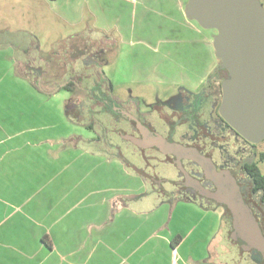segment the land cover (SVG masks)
I'll return each instance as SVG.
<instances>
[{
    "label": "crops",
    "instance_id": "0c3cea01",
    "mask_svg": "<svg viewBox=\"0 0 264 264\" xmlns=\"http://www.w3.org/2000/svg\"><path fill=\"white\" fill-rule=\"evenodd\" d=\"M29 2L36 9L46 6L54 18L76 31L56 41L51 59L59 65L76 49L71 48L72 39H104L97 42L110 51L118 39L124 43L136 32H144L155 15L160 22L165 19L163 23L179 26L188 37L180 42L196 43L197 49L182 50L177 57L166 51L158 60L143 62L133 79L195 88L215 67L214 50L199 41L203 39L197 29L182 23L186 0ZM76 27L80 30L72 29ZM36 33L27 34L36 39ZM13 41L0 47V264H217L215 257L221 250L209 252L216 235L222 231L223 240L232 243L231 221L226 220L224 208L175 189L169 195L155 191L146 169H136L116 155L121 151L118 139L135 149H147V144L129 130H114L115 125L108 130L100 123L98 136L88 132L93 123L78 120L85 112H91L94 121L99 112L114 124V114L117 119H131L125 110L119 113L109 104L114 96L108 89L114 83L98 78L92 66H88L87 84L77 79L71 91L65 87L70 77L43 84L44 69L39 78L30 79L19 72L14 47L27 49L34 43ZM198 46L207 60L197 59ZM57 47L63 50L61 55L54 52ZM88 86L91 92L71 99L76 88ZM82 96L88 98L86 110ZM71 102L77 109L70 107ZM157 106L160 110L163 103ZM128 150V155L145 161V153L140 156L133 148Z\"/></svg>",
    "mask_w": 264,
    "mask_h": 264
},
{
    "label": "rangeland",
    "instance_id": "374dc122",
    "mask_svg": "<svg viewBox=\"0 0 264 264\" xmlns=\"http://www.w3.org/2000/svg\"><path fill=\"white\" fill-rule=\"evenodd\" d=\"M260 1L264 7V0ZM183 2H185V0H183ZM150 19L151 22L146 24L144 32H136V35L133 38L125 40L124 43H121V40L119 39L116 42L114 34V41L116 44L113 42V45L109 46L110 51H105L104 48L102 49V46H100L97 42L99 40L101 43H104L106 42L104 39H98L96 42L91 40H86V42L82 38L72 39L71 48L76 47L79 49L80 45L83 43L86 46H82L79 52H75L73 49L71 58L67 59L65 64L59 65L51 59L52 49L55 48V45L58 44L56 41L60 40L61 37L65 39L66 33H75L76 31L72 32V30L68 28V26L61 21V19L58 20L57 18H54L51 15V11L49 12L46 6H40L36 9L34 4L30 3L29 0H0V47L10 41L12 42L14 39H17V42L23 41L27 46L34 43L28 47L29 49L27 48L28 50L25 48L14 47L15 60L18 64L19 72L24 76L26 75L30 77V79L35 76L39 78L38 76L42 75V71L44 69L45 73L42 75L43 84L46 82H57L63 77L69 79V77L74 78L75 76L80 78L78 80L79 83L81 82V84H87V79L90 78L88 77V72L90 70L88 66H92L95 73H99L102 79L106 78L114 83L113 89H108V94L114 96V101L109 102V104L114 106V109H119L120 113L124 110L131 113H138L136 111L138 110L140 114L142 113L148 116L154 114V112H152L153 105H158L160 102L166 104L171 98H176L178 93L177 89L173 86L159 85L150 79L145 82L133 79L141 68L143 62L149 64V60L151 59L158 60L166 51L171 52L175 57H177V53L179 54L182 50L188 51L190 49H197L196 43L184 44L180 42L184 37H188L187 35H183L179 26L168 22L163 23L165 19L160 22V18L155 15H152ZM182 23L194 30L197 29L198 32H200L199 37H202L203 39L201 40L200 38L199 41H205L213 51L211 46V36L215 34V31L204 30L196 23L186 20L185 17H183ZM82 25L85 26V23ZM158 27L162 28L160 29ZM72 29L80 30V27ZM31 31L33 33L37 32V36L35 35L36 39L27 34ZM90 36L94 35L88 34V37ZM95 37H97V35H95L93 39H95ZM141 38H144L147 42L143 43ZM110 41L108 42L109 44ZM199 48L200 46H198V49ZM62 51L63 50H61L60 47H57V49L54 50V52H57L60 55ZM55 56L57 57V54H55ZM171 58L172 57H168V60H171ZM197 59L200 61L208 59V55L204 49H199V54L197 52ZM26 62L27 65L25 64ZM218 62L219 61L215 59L214 65H217ZM137 78L139 79L138 76ZM85 89L86 90L76 88L71 99L73 100L76 97L78 98L79 96H77V94L83 92L85 93V91L91 92L92 90L89 86L87 88L85 87ZM98 92L106 93L100 89ZM82 97V100L85 101L81 105L86 110L87 104L85 102H87L88 98L86 96ZM115 100L119 103H116ZM77 106V104L71 102L70 107L72 109H77ZM80 109L81 106L77 111L79 112ZM179 109H183V111L187 110L185 107H180ZM91 116V112H85L81 115L82 121L80 119L78 120L81 123H93L94 126H92V129H88V132L95 133L98 136L100 133V123L108 130L112 129L114 125V130H121V132H127L129 130L126 125L128 120L125 116L121 117V119H117V116L114 114L115 124L114 122H109L104 117L105 114H101L100 112L95 116L97 117L96 121L90 120ZM205 119L208 120L207 118ZM189 121H191V119ZM158 127L162 126L157 125L156 128ZM212 134H215V130ZM217 137L218 139L219 137L223 138V134L220 135V133H218ZM112 139L114 141V133ZM230 144V148L236 147V149H238L241 153L244 152L243 154L245 155L248 152L256 153L257 155L264 152V140L254 146H250V144L244 142L242 139L234 137L230 140ZM128 148H133L134 151L138 153V150L134 148L133 144L118 139V149L121 151L119 154H116L117 151H115V154L135 164L136 169L143 170L144 168L150 175H154L155 172L152 168L157 166L158 157H156V159L153 158L155 155L153 151L150 150L152 158L148 161V168L146 160L143 161V159L138 158L137 155L136 157L132 154L128 155ZM149 154L145 151V155L147 157ZM233 158L242 160V155L232 154V159ZM241 162H239V164H241ZM256 163L261 174L264 175V159L262 161L256 160ZM156 170L158 172L156 175H158L159 178L163 177V179H174L175 173L171 168L163 167L160 169L157 168ZM162 186L164 189L169 190L177 188L175 185L169 183H162ZM226 220L230 221L228 217ZM224 227L225 221H222L221 229H224ZM218 249L221 250V254L220 256L218 255L215 257L217 264H258L261 258L260 255L255 252H241L238 250L236 245L232 243L229 244V241L226 243L223 240L222 231H220V233H218L212 241V247L209 248V252L211 253V251H213L217 254Z\"/></svg>",
    "mask_w": 264,
    "mask_h": 264
},
{
    "label": "water",
    "instance_id": "95a60500",
    "mask_svg": "<svg viewBox=\"0 0 264 264\" xmlns=\"http://www.w3.org/2000/svg\"><path fill=\"white\" fill-rule=\"evenodd\" d=\"M184 16L204 30L215 31L212 38L214 56L228 75L221 82L219 116L246 142L257 144L263 141L264 8L261 1L186 0ZM147 135L148 142L174 157V164L180 170H183L182 158L194 160L203 169L206 178L214 183L215 190L198 187L200 195L228 209L231 238L240 244L241 251L252 249L264 260V236L236 180L228 172L216 171L214 164L195 150Z\"/></svg>",
    "mask_w": 264,
    "mask_h": 264
},
{
    "label": "flooded vegetation",
    "instance_id": "af4514ba",
    "mask_svg": "<svg viewBox=\"0 0 264 264\" xmlns=\"http://www.w3.org/2000/svg\"><path fill=\"white\" fill-rule=\"evenodd\" d=\"M227 77V71L221 69L220 62H218L212 72L204 78L201 85L195 88H176L178 93L176 95L177 97L171 98L168 103L163 104L160 110L157 108V105H153L152 112L154 114L147 116L142 113L140 114L138 110H136L138 113H131L125 110L127 114L132 115L134 118L133 120L128 118L126 123L130 134L149 146L147 149L136 146V149H139L138 154L143 156L145 151L150 153V156H146L145 158L146 164L148 165V161L152 158L150 150L155 154L153 158L156 159L158 157L157 166L152 168L155 174L150 175L155 191L169 195L173 189H164L162 186V183H169L175 185L177 187L175 190H178L181 194L210 201L201 196L199 193L201 191L199 190L214 191L215 186L210 179L206 178L203 169L190 158L181 159L180 164L183 170H180L174 164V157L172 155L163 153L157 146H153L152 142H148L150 140L147 135L148 133L149 135L160 137L170 144L173 143L186 149L195 150L202 157L209 159L216 167V171L228 172L236 180L240 193L243 190L245 183L249 180L246 166L248 163H256L261 153L257 155L256 153L248 152L245 155L243 154L244 152L241 153L236 147L230 148V140L234 137H237V139L240 138L244 142L246 141L236 134L218 114V107L221 100V82ZM180 107H185L187 110L183 111V109H179ZM190 119L191 121H189ZM156 124L162 127L156 128ZM214 130L215 134H212ZM218 133L220 135L223 134V138L219 137L218 139ZM248 144L250 146L255 145ZM232 154L242 155V160L232 159ZM163 167L171 168L174 171V179H163V177L159 178L156 175L158 174L156 169ZM254 207L252 204V208H249L252 211ZM234 242L238 250L241 251L240 244L236 241ZM246 252L251 253V251ZM255 253L257 252L255 251ZM263 263L264 260L261 257L258 264Z\"/></svg>",
    "mask_w": 264,
    "mask_h": 264
},
{
    "label": "trees",
    "instance_id": "16d2710c",
    "mask_svg": "<svg viewBox=\"0 0 264 264\" xmlns=\"http://www.w3.org/2000/svg\"><path fill=\"white\" fill-rule=\"evenodd\" d=\"M81 50V47L76 48L75 52H79ZM72 51L70 53L71 57ZM219 61V60H218ZM225 75L226 72L224 71ZM98 78H101L99 73H96ZM77 79H80L79 77L75 76L74 78H70L66 81L65 87L67 90L71 91L74 86L78 85ZM264 159V152L260 154L259 160ZM246 171L248 173L249 180L245 183V186L243 187V190L241 191V195L247 205L252 208V204L255 206L254 209H252L253 214L258 220L259 227L262 231V234L264 236V175L261 174L259 168L257 167L256 163H248L246 166ZM224 208L226 215H228L230 221V213L228 209L220 205ZM232 233V231H231ZM230 233V237H231ZM232 243L235 244L234 240L231 238ZM255 252L254 250H249V252ZM245 252V251H241ZM258 253V252H257ZM259 255V254H258Z\"/></svg>",
    "mask_w": 264,
    "mask_h": 264
}]
</instances>
